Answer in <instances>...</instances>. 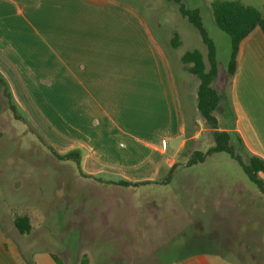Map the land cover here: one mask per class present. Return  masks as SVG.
<instances>
[{"label": "crops", "instance_id": "0c3cea01", "mask_svg": "<svg viewBox=\"0 0 264 264\" xmlns=\"http://www.w3.org/2000/svg\"><path fill=\"white\" fill-rule=\"evenodd\" d=\"M127 1L0 0V77L18 109L33 106L39 123L47 125L36 130L47 145L60 155L80 153L83 175L150 184L162 165L195 137L189 123L199 114V81L181 62L184 54L170 58L148 19ZM212 1L207 0L209 9ZM227 1L264 10V3ZM170 39L173 49L180 46L174 47V34ZM227 43L226 67L229 39ZM174 66L183 73L180 82ZM225 96L232 111L225 128L264 161V35L259 28L240 42ZM7 202L0 198V264H64L50 250L32 249L23 237L32 226L28 234H20ZM225 202L229 216L218 195L199 205L214 208L210 213L216 223L229 217L241 235L238 203ZM250 219L243 222L249 225ZM261 227L263 223L244 234L241 251L252 260L263 255ZM135 253L133 248L129 255L112 258L123 264H224L210 250L163 263L152 251L146 258ZM148 257L152 262H146ZM90 260L88 256L86 264Z\"/></svg>", "mask_w": 264, "mask_h": 264}, {"label": "rangeland", "instance_id": "374dc122", "mask_svg": "<svg viewBox=\"0 0 264 264\" xmlns=\"http://www.w3.org/2000/svg\"><path fill=\"white\" fill-rule=\"evenodd\" d=\"M181 1L186 8L200 11L203 26L215 44L218 73L212 88L222 97L224 108L228 101L225 61L229 38L214 27L207 0ZM127 2L148 19L170 58L193 50L205 58L199 34L179 14L175 3ZM242 2L258 5L264 0ZM173 34L180 43L176 49L170 44ZM182 75L175 67L178 82ZM18 98L23 102L22 96ZM18 110L33 130L0 101V198L8 201L15 216L29 218L32 232L23 237L29 238L32 249L50 250L64 264H83L88 256L91 264H123L112 256L115 259L116 254L129 255L133 248L140 258H146L152 251V256H158L161 263L210 250L218 253L224 264L236 260L238 264H264V247L263 255L253 260L241 251L245 232L254 228L257 231L259 224H264V192L226 153L212 154L203 163L187 166L194 152L205 153L214 145L212 130L199 114L193 116L197 118L195 123H189L195 137L172 161L162 165L156 182L125 188L83 175L72 160L61 159L38 136L37 131L43 130L40 125H47L39 123L33 106L24 105L26 111ZM214 115L219 129L230 125L224 123L225 111L222 116ZM236 152L246 162V155L241 150ZM214 195L220 197L222 210L228 216L225 201L233 199L238 203L237 228L241 235L229 217L216 223L210 213L214 208L199 205ZM248 217L251 221L246 225L243 221ZM260 230L264 235V228ZM151 257L146 262H152Z\"/></svg>", "mask_w": 264, "mask_h": 264}, {"label": "trees", "instance_id": "16d2710c", "mask_svg": "<svg viewBox=\"0 0 264 264\" xmlns=\"http://www.w3.org/2000/svg\"><path fill=\"white\" fill-rule=\"evenodd\" d=\"M165 1L176 4L179 14L196 30L205 48V58L200 52L193 50L184 53L181 62L189 67V72L199 81L196 108L200 117L212 130L214 145L205 153L194 152L187 162V166L203 163L206 157L212 154L226 153L238 163L247 178L264 192V181L259 177V175L264 176V161L248 153L237 133L229 132L225 127L219 129L214 115V113H220L222 116V112L225 111L227 116L230 117L232 111L228 101L225 106L226 108L221 106L222 97L212 88V83L218 73L216 47L203 26L200 11L198 9L186 8L181 0ZM210 12L217 29L229 38L230 50L226 70L228 79H231L236 69V58L240 42L255 28H259L264 35V12L252 6H245L239 1L227 0H213L210 3ZM173 44L174 47L178 45L176 35H174ZM0 87V101H4L8 110L12 112L16 119L19 120L21 118L20 120L28 124L25 117L19 115L18 107L9 91L7 82L2 77H0ZM30 128L33 130L31 126ZM51 150L55 153L52 148ZM237 150H241L246 155V162L237 154ZM58 156L61 159L72 160L80 168V153L77 150ZM88 177L95 178L93 176ZM109 184L127 188L138 187L147 183H132L120 180L118 182H110ZM13 223L20 234H28L31 230L30 220L27 216H16ZM83 264H86V261Z\"/></svg>", "mask_w": 264, "mask_h": 264}]
</instances>
